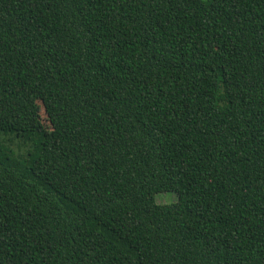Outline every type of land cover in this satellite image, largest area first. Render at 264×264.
<instances>
[{
  "label": "trees",
  "instance_id": "16d2710c",
  "mask_svg": "<svg viewBox=\"0 0 264 264\" xmlns=\"http://www.w3.org/2000/svg\"><path fill=\"white\" fill-rule=\"evenodd\" d=\"M0 264H264V0H0Z\"/></svg>",
  "mask_w": 264,
  "mask_h": 264
},
{
  "label": "rangeland",
  "instance_id": "374dc122",
  "mask_svg": "<svg viewBox=\"0 0 264 264\" xmlns=\"http://www.w3.org/2000/svg\"><path fill=\"white\" fill-rule=\"evenodd\" d=\"M41 115H42V119L44 120V123L48 125L49 122L47 120V116L44 109H42ZM12 143H13L12 146L15 149V151L20 154H25L27 150L30 148V144L25 143L20 139H14ZM176 200H177V195L174 192L166 191L156 194V201L158 203H173Z\"/></svg>",
  "mask_w": 264,
  "mask_h": 264
}]
</instances>
